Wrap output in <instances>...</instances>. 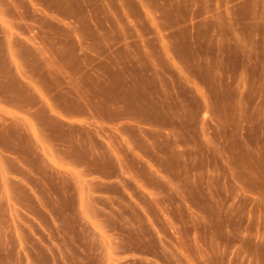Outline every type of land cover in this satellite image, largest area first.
I'll list each match as a JSON object with an SVG mask.
<instances>
[{
	"label": "rangeland",
	"instance_id": "1",
	"mask_svg": "<svg viewBox=\"0 0 264 264\" xmlns=\"http://www.w3.org/2000/svg\"><path fill=\"white\" fill-rule=\"evenodd\" d=\"M85 1L114 38L165 35L164 50L155 42L150 51L167 82L159 148L176 186L162 199L165 213L153 215L155 232L133 228L126 205L122 228L109 222L110 230H98L79 214L76 199L61 197L59 184L50 198L43 183L14 176L12 108L32 103L26 96L33 87L5 39L0 264H264V0ZM170 30L179 37L169 42ZM16 42L18 58L30 60L26 40ZM171 53L168 67L160 55ZM121 58L132 75L147 67ZM45 208L56 209L54 219ZM156 233L158 244L146 238Z\"/></svg>",
	"mask_w": 264,
	"mask_h": 264
},
{
	"label": "crops",
	"instance_id": "2",
	"mask_svg": "<svg viewBox=\"0 0 264 264\" xmlns=\"http://www.w3.org/2000/svg\"><path fill=\"white\" fill-rule=\"evenodd\" d=\"M164 36L135 31L114 38L85 0H0V86L6 84L2 47L10 39L8 49L33 87L26 96L32 103L12 108L8 161L14 176L35 186L43 183L50 198L58 196L52 185L59 184L61 197L76 199L79 214L95 229L110 230L109 222L122 228L126 205L133 228L158 230L153 215L165 213L162 199L176 186L164 172L165 153L159 148L166 138L167 82L150 51L155 42L164 50ZM175 36L178 32L170 30L167 41ZM17 39L26 40L22 45L30 60L18 58ZM190 44L184 41L185 47ZM122 54L132 64L142 59L147 67L132 75L134 67L123 64ZM161 55L173 66L174 53ZM5 135L0 129V141ZM55 211L45 208L52 219ZM155 236L146 238L158 244Z\"/></svg>",
	"mask_w": 264,
	"mask_h": 264
}]
</instances>
